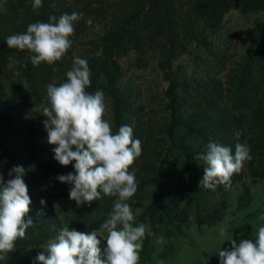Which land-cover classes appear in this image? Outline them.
I'll return each instance as SVG.
<instances>
[{
  "label": "rangeland",
  "instance_id": "rangeland-1",
  "mask_svg": "<svg viewBox=\"0 0 264 264\" xmlns=\"http://www.w3.org/2000/svg\"><path fill=\"white\" fill-rule=\"evenodd\" d=\"M167 2L166 9L154 0H71L79 10L68 14L83 13L84 18L75 24L72 48L60 68L65 75L73 53L86 59L91 70L87 91H103L104 118L111 121L113 132L127 124L134 139L142 141V154L129 168L135 171L138 190L127 201L135 216L133 226H151L139 264H219L218 250H230V239L237 244L253 239L264 226V160L250 152L252 159L241 169L242 180L206 189L198 183L203 162L189 166L176 146L187 145L199 154L209 141L230 147L234 140L235 151L237 143L250 147L255 134L264 143V0ZM32 10L28 4L20 20L29 22L22 17L31 16ZM0 26V36L26 31L24 26L12 32L16 28L12 20ZM6 47L11 58L20 55ZM44 64L49 81L34 93L21 75L22 64L5 66L0 60L1 99L7 98L9 109L21 118L12 127L0 124L4 146L0 174L6 182L13 166H23L31 199L29 216L34 220L26 238L18 239L15 250L0 264H39L36 257L44 252V245L65 226L84 233L96 230L102 254L106 248V230L70 222L72 216L101 215L106 220L116 197L103 196L77 206L69 198L72 185L57 179L74 169L54 159L53 146L46 140L42 115L48 104L46 85L63 81L53 76V65ZM21 86L24 89L17 93ZM171 86L175 118L193 128L177 125L173 141L167 135ZM234 130L242 133L238 140ZM164 158L167 204L161 206L156 175ZM216 210L222 217L210 222ZM222 228L226 235H221Z\"/></svg>",
  "mask_w": 264,
  "mask_h": 264
},
{
  "label": "clouds",
  "instance_id": "clouds-1",
  "mask_svg": "<svg viewBox=\"0 0 264 264\" xmlns=\"http://www.w3.org/2000/svg\"><path fill=\"white\" fill-rule=\"evenodd\" d=\"M42 6V0H32L33 10ZM52 7L55 9L56 5ZM83 18V13L77 12L50 15L48 22L30 23L25 32L8 36L7 46L26 50L34 67L41 63L53 65L72 48L75 24ZM65 76L66 80L59 84L46 85L48 104L42 112L46 117V140L53 146L54 159L61 166L72 165L74 169L57 179L72 185L69 198L77 206L103 196L116 199L100 225L107 232L103 254L96 230L84 233L65 226L47 241L44 252L36 259L39 264H139L143 239L146 234L152 235L151 226H133L135 216L127 201L138 190L135 171L129 168L142 154V141L134 139L133 128L127 124L113 132L111 121L104 118L103 91H87L91 70L86 59L73 53ZM233 134L237 140L242 135L239 130ZM194 159L204 165L199 187L214 189L217 185H229L232 175L239 173L252 157L246 144L237 143L233 154L231 147L209 141L205 151ZM8 175L5 182L0 174V260L15 250L16 241L25 239L27 230L34 225L29 216L31 199L24 180L25 169L13 166ZM220 233L226 235V230L222 228ZM229 241L230 250H218L219 264H264V226L258 228L253 239H243L238 244L235 239Z\"/></svg>",
  "mask_w": 264,
  "mask_h": 264
},
{
  "label": "trees",
  "instance_id": "trees-1",
  "mask_svg": "<svg viewBox=\"0 0 264 264\" xmlns=\"http://www.w3.org/2000/svg\"><path fill=\"white\" fill-rule=\"evenodd\" d=\"M70 1L71 0H42L43 7H41L35 13H34V10H32L31 16L22 17L24 19V21L29 19V22H23L20 20V16L24 14L23 12L27 8L28 4H29V7L32 8V0H0V6L5 5L4 8L2 7L4 12H2V11L0 12V16L4 17V21L0 22V25L4 24L6 26L8 24V22H10L12 20L13 23L15 24V27H16L15 29H11L12 32H16V31L19 32V31H21V29L24 26H26L25 29H27V26L30 23H35L38 21L39 22H48L50 15H56L57 17H59L63 13H70L72 10H79V7L75 6V4H73V3H70ZM154 1L161 4L166 9L168 8L167 0H154ZM52 4L56 5L55 9L52 7ZM22 30H24V29H22ZM0 31H3L1 26H0ZM23 32H25V31H23ZM5 34L6 33L3 32L2 36H0V60L3 61L5 66L6 65L8 66L9 64H12L13 62H16V61H18V63L22 64L19 66V70L21 71L22 77L26 78V80L28 82L27 85L28 86L32 85L31 87H28L29 90L34 91V93H38L41 90V88L45 84H47L49 81L50 76L44 74V71H46L47 66L44 63H42L39 66L34 67L31 64V61L29 58V53L26 50L21 51V50L10 48L12 50L19 52V54H20L16 58H14V56H12V58H11L10 57V50H8L6 47L7 45L5 43V39H6L5 37H7V35H5ZM4 57L7 59H3ZM63 59L65 60L66 58L63 57L60 61H57L52 66L53 67L52 69H54V68L58 69L57 70L58 72L54 71L55 73H53V76L58 77V79L61 78V79H59L61 81L66 80L65 78L62 79V77H64L65 75H64V72H62L61 68H60L63 66V61H64ZM13 70L15 71V68H13ZM173 82H174V79L172 80L171 83H173ZM22 88L24 89V86L19 87L17 93H20ZM3 89H4L3 86L0 85V124L6 125L8 127H12L21 118L18 117L13 112L12 109H9V106L11 104H9V100L7 98L1 99V97H3V95H4ZM93 90L94 89L91 88V89H89V92L91 93ZM170 93H171L170 108L172 110V114H171L172 119H171L170 124L167 127V135H168V138L171 141H173L174 140V137H173L174 130H175V127L177 125H182L189 131H192L193 128L190 124H188L184 121H181L180 119L175 118V111H176L175 97L176 96L174 93V87L173 86H171ZM13 105L15 106V103H13ZM256 135L257 134H255L254 139L251 140L249 148H250V152H252L253 156L259 157V160L262 161V159L264 160V157H263V153H264V145L263 144L264 143L262 140H260V137L259 136L257 137ZM229 145H230V147L233 146L234 140H231L229 142ZM176 148H178L179 150H181L184 153V155L186 157V162L189 163L188 164L189 166H191V165L195 166L196 165V160L194 159V157L197 155V153H195L191 147L184 145V144H179L176 146ZM0 149L4 150V146L2 145L1 141H0ZM233 154H234V151H233ZM165 162H166V158L161 160L159 168L157 170L158 173L156 175L157 176L156 182L158 185L159 199H160L161 206H166V204H167L166 203L167 202V187H166V184L164 182ZM242 179H243V176H242V173L240 171L239 173H237L235 175L234 179H231V184H233L237 180H242ZM221 217H222V213H218V211L216 210L215 212H213L211 214L210 222H214V221L216 222V221L220 220ZM104 221H105V217H103L101 215L85 216V217L81 216L80 218L72 216L70 218L71 224L79 226L81 228L89 227L91 229L100 228V225Z\"/></svg>",
  "mask_w": 264,
  "mask_h": 264
}]
</instances>
